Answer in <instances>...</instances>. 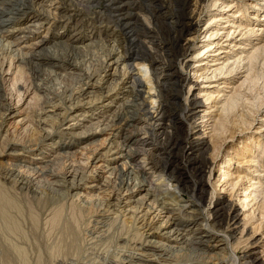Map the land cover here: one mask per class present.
<instances>
[{"label":"bare ground","instance_id":"6f19581e","mask_svg":"<svg viewBox=\"0 0 264 264\" xmlns=\"http://www.w3.org/2000/svg\"><path fill=\"white\" fill-rule=\"evenodd\" d=\"M48 1L51 3L41 2L39 14L53 15L54 20L64 21V26L55 32L40 34L42 28L50 30L49 25L43 26L50 20L39 22L42 16L36 15L31 27H22V17L35 9L34 0H0V130L3 132L0 146H4L0 151V161H3L0 162V229L10 236L20 234L14 216L19 212V205L3 185L11 183L17 189L28 191L45 178L63 188L72 200L85 198L89 204L95 199L102 200L105 212L110 208V213L118 212L125 227L127 224L134 227L135 232L132 234L134 230L131 231L129 237L140 252L137 264H187L185 258L190 246L206 254L207 264H263L251 249L239 256L234 250L237 246L232 248L236 239L237 213L222 192L206 201L201 173L208 164L206 153L209 148L204 137L197 135L191 140L198 146L195 150L185 146L196 151L200 158L201 180L198 183L178 179L172 171H158L155 163L163 162L158 152L172 146H164L166 136H177L178 133L181 137H190L194 134L185 122L195 116L194 109L200 103L204 104L200 102L203 98L208 106L201 105L202 120L197 126L201 124L205 131L208 124L215 122V132L210 139H232L235 131L241 135L249 133L237 146L227 147L216 182L220 187L230 186L231 189L243 184L236 195L242 208L248 206L251 209L246 222L252 221L256 211L258 223L264 220V116L260 117L257 127L253 124L255 117L260 116L256 114L264 106V39L259 38L262 42L251 44V37L256 39L264 34V24H258L264 22V0H194V4H191L192 0H103V8L100 0H69L68 9L64 8L63 0ZM204 8L209 14L200 30L197 22L201 21L199 16ZM86 11L92 12L93 18L100 23L99 32L113 37L116 51L122 53L117 59L127 66V71L120 74L123 78L120 93L124 95L119 98V92H113L118 87L117 82L108 88L99 86L103 78L94 71L83 75V84L87 88L76 90V97L68 96L67 102H63L59 92L40 84L36 91H41V95L33 91L27 98L28 95L18 87L24 66L31 68L40 82L42 79L38 77L43 78L45 74L54 77L62 75L61 71H66L64 75L77 74L79 66L74 55L92 45V32L80 36L68 24L77 13ZM124 19L131 24L121 25ZM137 26L142 27L144 36L134 30ZM16 33L20 34L18 39H24L22 42L7 41V37ZM195 33L202 37L194 46L196 50L187 58L194 40L185 36ZM223 37V41L229 39L227 48L232 49L229 57L222 47L226 45L222 43ZM233 37L237 42L231 40ZM59 49L73 56L58 54ZM223 52L226 55L221 58ZM114 54L109 50L106 55L109 63L105 68L108 70L117 63ZM177 62L189 70L188 75L178 71ZM140 63L147 67L141 68ZM115 70L116 67L107 75L114 76ZM237 73H244V76L238 84L231 85L229 80ZM191 76L196 81L201 79L198 95H189L194 84ZM221 79L223 81L218 82ZM185 83L189 84V90L181 99L177 93ZM88 88L93 89L89 100L92 104L71 114L70 110L81 107L88 97ZM35 95L40 108L32 115L30 103ZM103 97L106 98L103 104L108 105L116 97L120 103L101 113L107 105L95 108L97 104L93 103ZM217 109L219 112L215 113ZM177 110L179 114L174 113ZM82 114H88V118H78ZM73 116L77 122L83 121L67 128L66 132L60 130L62 122ZM23 136L28 137L27 142L22 140ZM82 151L89 152L86 168L74 167L68 162L61 172L53 170L56 161H75L77 153ZM232 163L233 167H230ZM244 165L243 171L232 172L233 168ZM129 170L136 175L130 183H124L127 184L126 192L132 195L142 191V194L124 202L118 192L121 187L116 188L114 181ZM84 177L92 179L89 185L85 184ZM63 209L56 205L50 213L53 225L60 223ZM30 216L31 222L35 223L37 215L31 213ZM70 219L72 221L64 220L68 230L75 222L74 216ZM254 222H250L253 231L259 228ZM224 224L226 228L222 229ZM5 244H8L5 247L7 254L16 256L19 264H29L20 246L12 242ZM175 251L184 253L182 257H185L174 259L172 253Z\"/></svg>","mask_w":264,"mask_h":264},{"label":"rangeland","instance_id":"374dc122","mask_svg":"<svg viewBox=\"0 0 264 264\" xmlns=\"http://www.w3.org/2000/svg\"><path fill=\"white\" fill-rule=\"evenodd\" d=\"M225 1H230V0H225ZM234 1H237V0H234ZM41 2L51 3L48 0H37V1L34 0L35 9L33 12H30L27 15H24L22 17L23 19L22 27H25V26L31 27L30 24L34 21L37 15V17L42 16L39 22L44 23L45 21L49 22L50 20L49 23L43 25L44 28L48 27L49 25L50 30H44L42 28V33L40 34H44L46 31L48 33H51V32L57 31L58 29L60 30L64 26L63 24L64 21H60V20L58 21L56 19L54 20L53 18L55 17L53 15L44 16V15L39 14L41 13V8H42L40 6ZM102 2L103 0H100L101 8H103L104 6ZM63 3H64L63 5L64 8L68 9L70 7L69 0H63ZM191 4H194V0H192ZM199 9L200 7L198 8V13H199ZM204 9L202 10V13L199 16L201 18V21L197 22V27L200 30L201 28L202 29L204 28V24H203L204 19L209 14L208 9L207 8H204ZM244 11L245 10H243V13ZM121 12L123 13L124 11H121ZM63 14H66V11ZM228 19H231V18L229 17ZM252 20L251 22H254V20L253 21ZM121 21H122L121 25H123V23L124 24L130 23L129 20L127 19H124ZM54 22H57V23H54ZM99 24L100 23H97V21L93 18V14L91 11H86L84 13L83 12L77 13L74 16V18L70 20L68 24V26L72 27L71 29H74L75 32H77L78 35L80 36L92 32V45L89 46V48H84L83 50H81L79 54L74 55L77 65L79 66V70L76 71L77 74L64 75V74H67L66 71H61L63 74L60 76L56 75L55 77L54 75L45 74L43 78L38 77V79L39 78L42 79V82H40L39 80H37L36 73L33 72L31 68H29L28 66H24L21 72L22 77L20 76L21 79L18 80V82L20 83L18 85L20 91L22 92L24 91L23 93L27 94L28 95L27 98H29L31 96V93L33 91L34 92L36 91V88L38 87L37 84H40L42 86H46L48 90L50 89V91L59 92V95H61L63 102H67L68 96L70 97L72 96V94L74 96L76 95L75 94L76 90L78 91L79 88H84V89L87 88L83 84V82L85 81L83 80V75L85 73L88 74V73L95 71L96 75L100 74L101 78H103L98 84L99 86L102 85V87L108 88L109 86H114L116 82L118 83L117 84L118 87L116 86L117 88L115 89L116 91L114 90L113 92H116V93L119 92L118 96L119 98H121L124 95V93H120L122 92L121 86L123 82V78L120 76V74L123 71H127L126 69L127 66H123V63L121 62V60L117 59V56H122V53H119L118 50L116 51L117 45H116V42L112 43L113 37L105 36L104 33H100L99 31L101 30L99 29ZM102 24H105V23L102 22ZM258 24H264V22L260 21V23ZM65 29L67 31L66 27ZM227 29L228 27L226 28V30ZM134 30L139 32L141 36H144L145 34L142 27L140 26H137L136 28L134 27ZM18 35L20 34L16 33V35L13 34L7 37V41H10L12 43L14 42L15 44L17 42H22V40L24 39L23 38L18 39ZM185 37L186 39L188 38V39L194 40V42H192L193 43L192 48L186 54V57L190 58L192 53L196 50L194 46H197V44H199L198 40H200L202 36L199 35V33H195V34H191ZM237 37L239 38V36ZM259 38L263 40L264 34H261V36H258L256 39L255 37H251L252 39L251 44L262 42L260 41ZM224 39L225 37H223L222 43L226 45H223L222 47H224L223 49L226 50L227 55L224 54L223 52L222 54H220L223 56L221 58H224L225 57L224 55L228 57L231 56V53H229V51L232 50L230 49V47L227 48L229 46L228 44L229 39L227 41H223ZM231 40L233 41L236 40L237 42V38L234 39L233 37ZM242 41L243 40H240V42ZM14 48L15 47L13 45L12 50ZM109 50L110 51L112 50V53H115L114 59H117V63L113 65L114 68L116 67L114 76L107 75L109 74V72L110 73L113 72L114 68L112 70L111 69L108 70V68H105V65L109 63V61H107L108 57L106 56ZM56 52H58V54H62L65 57H67L69 54H70V57L73 56L72 53L70 52L66 53L65 51H63V49L61 51L59 49ZM139 66H141V68L147 67V66H143V64L141 63L139 64ZM176 67L178 71H180L182 74L184 75L189 74V70L187 68L182 67L180 64H178V62L176 64ZM238 71L239 70H237V72ZM243 76H244V73H237L233 76V79L230 78L231 80L229 79L228 80L231 82V85L238 84L240 80H242ZM190 78L192 81H194V84L192 85L190 89L191 91L189 92V95L190 96L198 95L197 86H201V83H200L201 79L199 78L197 82L193 76H191ZM195 81H196V84H195ZM221 81L223 80L221 79L218 82H221ZM188 90H189V84L186 85L185 83V85H183V89H180V91L177 94L180 96L181 99H184L186 97ZM68 91H70L71 93ZM90 91L93 92V89L88 88L86 90L88 97L82 101L81 107L70 110L71 114L78 113L77 110H81L85 107L87 108L88 105L92 104L90 103L91 101H89L91 96L93 95ZM144 91H145V88H144ZM36 92L40 94L41 91H36ZM144 94L145 93H143V96ZM119 98L116 97V99L113 102H109L107 105L106 103L103 104V102L106 99L105 97H103L98 101V103H93V104H97L94 106L95 108H98V107L101 108V105H107V107H105L104 109H101L102 110L101 113H106L108 109L111 107V105L113 104L118 105L120 103ZM36 99L37 98L35 95L33 101H31L30 103L31 107L29 111H30V114L32 115H35L38 109L40 108V103H39L40 101ZM128 101H130V98L128 99ZM201 101L202 103L204 102V104L200 103V106L194 109L195 116L189 118L185 122L186 127L191 128V132L194 134L190 137L188 136L181 137L180 134L178 133H177V136H175L174 134H171L170 136L169 135L166 136L164 146L167 144H170L172 146L164 147L158 152V155H160L164 163L160 161V162L155 163V166L158 169V171L160 170L172 171V174L176 178L183 179L188 182L198 183L201 180V174H202L203 181L206 186V201H208L212 195H215V197H217L218 194L222 192L221 194L224 195V197H226V199L230 202V204H232V207L236 209V213H237V217H236V223H237L236 228L237 229L235 230L236 239L235 241L232 240V242L234 241L232 248L237 246V248L234 250L239 256H241L244 251L251 249V251L256 254L260 262L264 264V220L261 221L260 224L258 223L259 219L257 215L259 214H257V211H256L255 213L256 216L252 219V221L246 222L247 221L246 215L249 212H251V209L248 206L245 208L244 207L242 208L240 204L238 203L237 195H236V194H239L240 192L239 189L243 187V184L237 185L235 189H231L230 186H225L224 188L220 187V185L217 184L216 182L217 175L220 173V170L223 165L221 163V160L227 150V147H231L232 145L233 147L237 146L239 142L242 141V139L245 138V136L249 133H243L244 135L243 134L241 135L240 133H237V131H235V136L232 139L230 137H226V138L214 137V139H210L209 136L211 135L212 137V134H214L215 132V131L213 132L215 128V122L210 123V125L208 124L207 130L205 131L203 128H201V124L197 126V123L201 122L202 120L200 118V116L203 114V112L201 111L203 109L202 106L203 105L204 107L208 106L205 103L203 98H200V102ZM86 102L88 103L86 104ZM99 110L100 109L96 110V112H98ZM218 112L219 111L217 109L215 113H218ZM174 113L179 114V110H177ZM87 115L88 114L86 115L82 114L78 118H83V116H85V118H88ZM256 115H260V116L255 117V119L253 120V124L255 127L259 125L257 124V122L260 120V117L264 116V106L262 109L259 110L258 114ZM82 121L83 119L78 120L77 122L76 116H73L72 118L67 117L66 120L62 122L60 126V130H62L63 132H66V130H68L67 128L71 127L75 123L77 124L81 123ZM0 126H1V116H0ZM14 127H17V126H14ZM216 132H219V131H216ZM2 133H3L2 130H0V135H2ZM227 134L228 132L226 133V135ZM197 135L204 137L203 139L206 142V144H208V148H209L206 153L208 164L205 165V167L202 169L203 172L201 174L199 173L200 158L198 157L197 152L194 151L195 149L198 148V146H196L195 144H192L191 142V140ZM27 139H28L27 136L22 137L23 141H26ZM223 139L224 140L226 139V140L224 141ZM213 145L215 146L214 148H213ZM185 146H192L194 147L193 148L194 150H191ZM3 148L4 146H0V151L1 150L3 151ZM105 149L106 147L100 150V153H103ZM76 151H78V149H76ZM88 154L89 152L82 151L81 154L77 153L75 161H69V160L67 162L66 161L65 162L56 161L52 165V168L53 170L55 169V172H61L62 171L61 169H63L64 166L68 162L70 165L74 167L81 166V167L86 168V157ZM0 162H3V161H0ZM230 167H233V163L232 165H230ZM245 168H246V165L242 167L237 166L236 168H233L232 172L234 173L237 170L243 171ZM1 171L2 169H1V163H0V173ZM135 175L136 174L133 171L129 170V171H126L125 174L120 175L114 181L115 182L114 185L116 188L119 186L121 187V189L118 190V192L120 191L124 202H129V200H131L133 196L135 197V196H138L139 194H142V191H139L131 195L129 191L126 192L125 190V186L127 184L124 185V183H130L135 177ZM84 178H85V184L89 185L92 179L89 177H84ZM1 180L2 179L0 177V182ZM41 181L42 182H39L38 185L34 186L33 189L28 190V191L17 189L11 183L3 185L8 191V193L9 194L11 193L10 195L13 198H15V200L17 201L19 205V212L14 214V216L19 224L20 234L19 235L11 234L10 236L8 235V233L0 229V264H19L17 262L16 256L9 255L5 252L6 251L5 247H7L8 245V244H5L6 242L7 243L12 242V244H16L20 246L24 250L25 258L29 264H137L138 263L137 256L140 252L139 250H137L138 249L137 245H135L130 240V237H129V236H132V234L135 232L134 227L132 229V227L129 226L130 224H127L128 227L127 226L125 227L126 223L124 224V222L122 221L123 218L117 215L118 212H115V214L110 213V210L112 208H110L109 211L105 212L106 206L104 205L102 200H98V199L92 200L91 204H89L88 201H85L86 200L85 198L84 200H76V201L72 200L66 194L63 188H60L59 186H55L53 185V183L51 184L50 181L46 180L45 178L41 179ZM129 196H132V197L128 198ZM185 199H188V196L185 195ZM56 205L57 206L61 205L62 208H64L63 218L61 219L62 222L60 221V223L53 225V223H51V220H50L51 218L49 219V216L52 214ZM31 213H34L35 215H37V218L35 217L36 218L35 223H32L30 220ZM73 216L75 218V222H73L72 225L74 226H72L71 230H68L65 227L64 220L68 222L72 221V219L70 218L71 217L73 218ZM253 221H255L254 224L258 223L259 225L258 230L253 231V225L250 223ZM137 226H139L138 223H137ZM137 226L135 225V227ZM203 227L207 230V226L205 224H203ZM225 228H226V224L222 226V229H225ZM128 229H130V231ZM63 231L65 232V234ZM67 231H69L70 233ZM190 247H191V250L187 252V257L185 258L186 263L187 264H207L206 254L200 251V249L197 247H194V246H190ZM182 255H184V253L182 252L175 251L172 253V256L175 257L174 259H178V260L185 257V256L182 257ZM9 256H12L14 260ZM222 264H227V263L224 262Z\"/></svg>","mask_w":264,"mask_h":264}]
</instances>
